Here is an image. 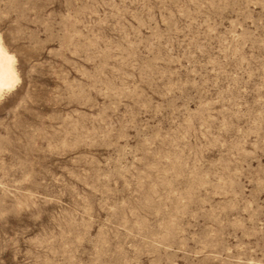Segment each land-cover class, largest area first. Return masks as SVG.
<instances>
[{
    "label": "rangeland",
    "instance_id": "1",
    "mask_svg": "<svg viewBox=\"0 0 264 264\" xmlns=\"http://www.w3.org/2000/svg\"><path fill=\"white\" fill-rule=\"evenodd\" d=\"M0 33V264H264V0H0Z\"/></svg>",
    "mask_w": 264,
    "mask_h": 264
},
{
    "label": "bare ground",
    "instance_id": "2",
    "mask_svg": "<svg viewBox=\"0 0 264 264\" xmlns=\"http://www.w3.org/2000/svg\"><path fill=\"white\" fill-rule=\"evenodd\" d=\"M18 80L16 57L8 50L0 33V93L11 89Z\"/></svg>",
    "mask_w": 264,
    "mask_h": 264
}]
</instances>
